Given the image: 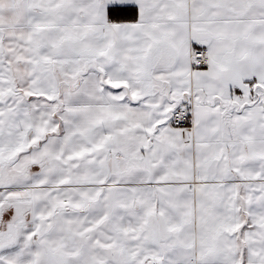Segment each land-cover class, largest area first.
Instances as JSON below:
<instances>
[{
	"label": "snow or ice",
	"instance_id": "snow-or-ice-1",
	"mask_svg": "<svg viewBox=\"0 0 264 264\" xmlns=\"http://www.w3.org/2000/svg\"><path fill=\"white\" fill-rule=\"evenodd\" d=\"M0 264H264V0H0Z\"/></svg>",
	"mask_w": 264,
	"mask_h": 264
}]
</instances>
